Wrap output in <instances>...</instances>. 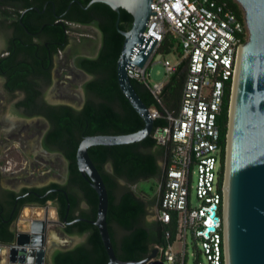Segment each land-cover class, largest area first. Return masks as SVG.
<instances>
[{
    "label": "trees",
    "instance_id": "obj_1",
    "mask_svg": "<svg viewBox=\"0 0 264 264\" xmlns=\"http://www.w3.org/2000/svg\"><path fill=\"white\" fill-rule=\"evenodd\" d=\"M91 0H0V22L9 20L16 27L15 34L21 36L17 44L13 39L12 49L6 56L0 57V74L6 77V86L10 90L25 89L27 97L21 104L30 114H42L51 123L44 139L48 148L63 152L69 162V178L66 184L52 182L43 187H24L21 192L7 191L0 194V242L12 243L17 240L18 230L11 229L17 221L22 206L36 203L40 206L55 204L64 221L68 201L74 208L78 204L76 194L70 190L80 186L89 208L81 211L84 219L76 221L80 233L90 232L92 246L80 244L73 249H57L54 264H107L108 253L102 241L98 227L87 219L97 215L98 194L92 185L82 176L77 164V149L85 135L127 134L141 129L145 121L133 107L118 83V59L122 51L125 36L116 25L117 12L108 4ZM225 2L240 17L243 9L236 0H216ZM93 24L102 33V46L95 57H87L81 66L94 75L85 85L87 100L82 109L71 105H48L38 102L39 90L36 83L51 79L54 57L64 50L72 40V24ZM133 24V15L121 9L119 26L129 30ZM183 53L177 36L170 32L160 43L157 53L164 55ZM171 74L165 84L161 102L151 88L142 80L132 78L134 87L149 107H157L161 116L155 118L154 128L168 123L166 110L179 108L185 78L182 68ZM51 82V81H50ZM231 84L226 89L224 105L218 117L223 146L225 169L227 134L229 127ZM89 153L100 170L109 193L108 223L111 238L117 256L124 260H141L148 256L158 244L165 242L166 225L154 220L149 223V214L145 200L132 188L142 179H151L159 175L160 157L164 149L159 146L152 133L143 140L114 145H95ZM112 162L113 171L108 172L104 164ZM0 169V183L2 180ZM66 189L69 194L61 189ZM60 189V190H59ZM6 190V189H5ZM70 190V191H69ZM29 195H25L28 194ZM42 196H40V195ZM19 199L14 215L13 206ZM159 202L158 196L151 204ZM4 202V203H2ZM69 216L68 219H74ZM72 233V226L66 225ZM143 264V263H132Z\"/></svg>",
    "mask_w": 264,
    "mask_h": 264
},
{
    "label": "built area",
    "instance_id": "obj_2",
    "mask_svg": "<svg viewBox=\"0 0 264 264\" xmlns=\"http://www.w3.org/2000/svg\"><path fill=\"white\" fill-rule=\"evenodd\" d=\"M152 2V10L157 13L150 16L143 35H151L157 41L144 67L128 68L130 77L144 81L161 102L166 83L158 81L150 85L149 66L162 61L166 71L173 74L186 61L182 68L185 80L179 108L166 110L168 123L152 131L156 143L164 149L157 219L167 226L165 242L156 245L158 253L152 260L187 264V238L191 234L196 241L198 258L195 264H225L226 171L218 117L226 89L229 84L233 87L238 53L248 39V27L244 13L240 17L225 2ZM170 32L177 36L183 49L175 64L157 53L160 43ZM150 111L154 119L162 115L157 107H150ZM194 175L197 176L195 185Z\"/></svg>",
    "mask_w": 264,
    "mask_h": 264
},
{
    "label": "water",
    "instance_id": "obj_3",
    "mask_svg": "<svg viewBox=\"0 0 264 264\" xmlns=\"http://www.w3.org/2000/svg\"><path fill=\"white\" fill-rule=\"evenodd\" d=\"M153 0H91L88 4L103 2L118 14L116 25L125 36L118 59V83L133 107L145 121V125L127 134L85 135L77 149V164L82 176L98 194L97 215L94 220L108 253L107 264H164L152 260L158 249L141 260L120 259L113 245L107 219L109 193L104 178L90 156L95 145H114L143 140L149 136L155 124L150 107L143 101L133 85L128 68L144 67L157 39L143 34L153 12ZM243 9L249 36L238 53L237 71L233 82L229 127L227 134L225 165V200L223 233L225 264H264V0H236ZM121 9L133 15L129 30L120 28ZM50 205H46L48 207ZM70 202L68 201V208ZM57 211V209H56ZM58 215V211H57ZM57 223L65 226L66 221ZM59 235L60 231L57 230ZM31 247V253L39 251L38 260H45L46 246L0 242V249L15 248L21 251ZM45 245V244H44ZM54 248L65 249V243H55ZM23 262H29L21 259ZM33 263V262H32ZM9 264H25L11 258Z\"/></svg>",
    "mask_w": 264,
    "mask_h": 264
},
{
    "label": "rangeland",
    "instance_id": "obj_4",
    "mask_svg": "<svg viewBox=\"0 0 264 264\" xmlns=\"http://www.w3.org/2000/svg\"><path fill=\"white\" fill-rule=\"evenodd\" d=\"M71 35H72L73 47L77 49L72 52H68L67 50L66 52L67 54L64 53L63 56L66 55L68 60V62L65 63L66 66L64 68L67 69H70V67L72 66L71 58H73L77 53H83L89 55L94 54L101 44V33L96 28L90 29L84 26H80V27L73 26ZM82 38H86V40H83ZM80 39L82 40L83 43L79 41ZM3 45L4 43L2 42V40H0V49ZM71 50L69 49V51ZM163 58H168L172 62V64H175L177 61H179L180 56L178 55L177 52L173 51L172 53L167 55L163 54L162 59ZM63 66H64L63 63H59L61 76L57 75L56 78V80H59V82L63 81L64 79L61 78L64 76ZM148 72H149L148 82L150 85H153L155 82L158 81H169L171 77V74L166 71V67L164 66L162 61H156L152 65H150L148 68ZM70 76L76 78L74 74H70ZM77 80L78 79L70 82L68 81L70 83L69 88H72L71 89L72 92H75L77 89H79L78 86L79 82ZM0 93H2L1 87H0ZM1 95L3 96V94ZM2 96L0 97V120H3V117H5L13 121V123H17L18 116L13 115L12 98L6 96L2 99ZM48 98L52 102L66 101L75 106L80 105L79 100L77 101L73 98L57 97L55 96V94L54 96H52V93H49ZM35 120L36 121H32L29 119L28 122L30 125L28 126V128L19 132L15 131L16 132L15 134L14 132H9V131L6 132L5 131L6 127H3L2 123L0 122V150L3 154L1 165L4 173L2 182H3V186L5 187H11L17 189L22 186L45 185L52 181L64 182L65 180V166H66L65 160L61 159L56 154L40 155L42 152L39 153V150L41 149V144L39 141V130L42 128V124L41 123L38 124L39 122L38 118ZM161 159L163 160L164 158L161 156L160 161ZM196 178L197 176L194 175V179H193L194 185L196 183ZM159 184H160V178L155 177L152 179H146V180L144 179L141 182L132 185V187L141 196L143 195L146 198L152 200L155 198V196H158ZM192 199L193 202L196 201L195 191H193L192 193ZM47 205H50L56 209V207L51 203ZM28 207L34 209L36 207H44V206H28ZM26 208L27 207L21 210L18 221L15 223L16 228L18 230V236H17L18 241L20 240L21 236L24 233H28V230L26 229L24 230V226L26 225L27 222L26 219L24 218L23 211ZM147 218L150 221L154 220L152 213H149L147 215ZM59 226L60 225H57L55 227L53 226L51 228V232L54 231L57 233V228H60ZM58 236L61 237L63 241H67V238L62 237L59 234ZM187 243H188L187 264H195L198 258L196 255V248H195L196 241L191 234L188 235ZM20 255H21L20 252L16 254L14 259L16 262L25 263V264H46L45 261L41 263L23 262L21 261ZM203 259L205 260V258ZM10 260H11V252L8 261H6L5 263L0 262V264H9Z\"/></svg>",
    "mask_w": 264,
    "mask_h": 264
},
{
    "label": "flooded vegetation",
    "instance_id": "obj_5",
    "mask_svg": "<svg viewBox=\"0 0 264 264\" xmlns=\"http://www.w3.org/2000/svg\"><path fill=\"white\" fill-rule=\"evenodd\" d=\"M73 26H78V27L84 26V27H88L90 29H92V28L98 29V27H96L93 24L73 23L72 27ZM15 29H16V27L10 26L9 20H4V21L2 20L0 22V40H2V42L4 43V45L0 49V57L6 56L7 54H9V52L12 49L13 39L15 40L16 44H17V40L21 41V36L15 34ZM100 33H101V31H100ZM82 39L86 40V38H82ZM79 41L81 43H83L81 39ZM101 46H102V33H101V44L98 47L97 51L91 55L83 54V53H77L73 58H71V60H72V66L71 67L72 68L70 67V69H67V68H64L66 66L65 63L68 62L67 56L66 55L63 56V55H64V53L67 54L66 53L67 50H68V52H72V51L77 49V48L73 47L72 40H71L70 43L68 44V46L63 51L61 50L59 52V54L54 57V62H53V66L51 69V73H52L51 79H50L51 82L50 81L48 82L47 80H45V81H40V83L35 84L36 87L38 88L39 92H40L39 97H38V102H40L41 104L46 103L48 105L67 104V105H71L72 107H74L77 110L82 109V107L84 106V104L87 100L85 85L88 81H90L92 78H94V75L92 73L86 71L81 66V61L87 57H95L98 54ZM69 49L70 50L72 49V50L69 51ZM91 50H92V47H91ZM59 63L64 64V66H63L64 76L61 77L62 79L63 78L64 79H63V81H60V82H59V80H56L57 75L61 76V70L59 67ZM65 71H66V73H65ZM70 74H74L76 76V78L71 77ZM76 79H78L77 81L79 82L78 83L79 89H77L75 92H72V90H71L72 88H69V85H70L69 82L76 80ZM6 82H7V80H6L5 75L0 74V87H1V91H2V93H0V97L2 96L1 94H3L2 99L6 96L12 98L13 115H17L18 119H17V123H13V121L9 120L8 118L3 117V120H0V122L2 123L3 127H6L5 131L6 132H8V131L14 132V134H15L16 133L15 131L19 132V131H22V130H25L28 128V126L30 125L28 122L29 119L32 121H36L35 119L38 118L39 119L38 124L39 123L42 124V128L39 130V141L41 144V149L39 150V153L42 152L40 155L56 154L61 159L65 160L66 166H65V180H64V182H58V181H52V182H58L62 185L66 184L68 181V178H69V162H68L65 154L63 152H61L60 150H56L55 148H48L44 142V139L46 137V133L51 128L50 121L45 116H43L42 114H30L27 107H25L21 104V101L24 100L28 95L27 91L23 88L17 89L14 91L10 90L6 86ZM49 93H52V96H54V94H55V96H57V97L73 98L77 101L79 100L80 105L75 106V105L68 103L66 101L52 102L48 98ZM2 156H3V154L0 150V169L2 172V176H4L3 168L1 165ZM162 161H163L162 159H161V161H159L160 171H159V175L157 176L160 178V181L162 180V177L164 174V166H163ZM104 168L108 172H112L113 171L112 162L110 160L108 162H106L104 164ZM2 180H3V178H2ZM2 180L0 183V194L1 195H3L4 193H7V191L21 192L24 187H29V188H31V187H43V186H47L50 183H52V182H50V183H47L45 185L22 186L20 188L15 189V188L3 186ZM142 180H144V179H142ZM141 181H139V182H141ZM60 189H59L60 191H65L66 194H69V192L66 189H63V188H60ZM70 190L72 191V193L74 192L76 194L77 199H78V204L76 206H74V208H72L71 203H70V207L67 208L65 219H64V221H66L65 226H59L60 228H57V230L60 231L61 236L64 238H67L66 244L68 245V248H65L63 250L73 249L80 244L86 245L88 247L92 246V242L90 239V232L84 231V232L80 233V229L76 224L77 220L84 219L81 216V214H82L81 211L88 209L89 203H88L87 199L85 198L84 193H83L80 186H77V185L73 186ZM29 194H30V192L28 194H25V195H29ZM40 196H42V195H40ZM140 197H142L145 200L147 207H148V211H149V213H152L154 220H157L158 201L156 204H151V202H150V201H152L151 199L146 198L143 195ZM2 203H4V202H2ZM18 205H19V199H16V202L13 206L11 215H14L16 213ZM53 205L56 207V209L58 211V206L55 204H53ZM28 206H40V205L36 204V203L34 204V203H28L27 202L24 206H22L21 210H23L25 207H28ZM43 206H46V205H43ZM58 215H59V213H58ZM69 216H74L73 217L74 219L69 220L68 219ZM59 219H60V217H59ZM146 219L149 223L154 221V220L150 221L148 218H146ZM87 220L89 221V220H94V219H87ZM17 221H13L11 223V225H10L11 229H17L16 225H15V223ZM68 224L72 226V231H73L72 233H70L68 230H66V225H68ZM57 249H61V248H54V247L46 246L47 253L45 256V260H44L46 264H54V253Z\"/></svg>",
    "mask_w": 264,
    "mask_h": 264
},
{
    "label": "bare ground",
    "instance_id": "obj_6",
    "mask_svg": "<svg viewBox=\"0 0 264 264\" xmlns=\"http://www.w3.org/2000/svg\"><path fill=\"white\" fill-rule=\"evenodd\" d=\"M24 218L26 219V225L24 230H28V233H24L20 240L21 243H27L38 246L53 247L55 243H64L61 237L56 232H51V228L59 225L57 211L54 207H36L31 209L27 207L24 211ZM23 223V222H22ZM22 230V229H21ZM51 232V233H50ZM45 244V245H44ZM26 250H22L21 259L34 262L38 260L39 251L35 254L31 253V247L28 245ZM11 252V258L15 259L19 250L15 248L7 249L6 247L0 249V262L5 263L9 259ZM18 256V255H17ZM15 261V260H14Z\"/></svg>",
    "mask_w": 264,
    "mask_h": 264
},
{
    "label": "crops",
    "instance_id": "obj_7",
    "mask_svg": "<svg viewBox=\"0 0 264 264\" xmlns=\"http://www.w3.org/2000/svg\"><path fill=\"white\" fill-rule=\"evenodd\" d=\"M180 44V43H179ZM179 55V54H178ZM180 56V55H179ZM184 80H185V78H184ZM168 81H165V83H167ZM184 85V84H183ZM176 110V109H175Z\"/></svg>",
    "mask_w": 264,
    "mask_h": 264
}]
</instances>
